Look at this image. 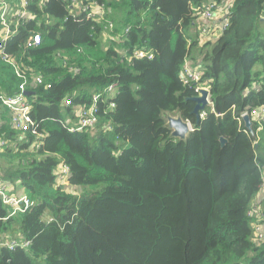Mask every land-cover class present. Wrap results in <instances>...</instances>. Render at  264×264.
<instances>
[{"label": "trees", "instance_id": "obj_1", "mask_svg": "<svg viewBox=\"0 0 264 264\" xmlns=\"http://www.w3.org/2000/svg\"><path fill=\"white\" fill-rule=\"evenodd\" d=\"M86 1L104 5L106 18L73 19L67 0H34L35 20L5 48L50 87H28L44 132L37 149L0 104V181L17 183L33 202L9 216L0 200V264H264L247 215L264 171V121L251 120V134L242 121L264 108V0H231L226 27L200 47L196 84L180 77L198 44L187 31L200 10L225 0ZM106 21L114 30L104 47ZM30 31L42 43L22 55ZM141 48L152 58L132 57ZM18 82L0 60V95ZM110 84L117 90L99 102L97 128L70 132L76 106ZM196 85L211 102L199 119ZM167 113L191 124L185 140L171 137ZM60 163L68 186L56 183ZM18 239L28 246L4 245Z\"/></svg>", "mask_w": 264, "mask_h": 264}, {"label": "built area", "instance_id": "obj_2", "mask_svg": "<svg viewBox=\"0 0 264 264\" xmlns=\"http://www.w3.org/2000/svg\"><path fill=\"white\" fill-rule=\"evenodd\" d=\"M33 1L34 0H0V60L14 72L16 78L19 80L16 86L17 90L12 95H0V104L8 110L12 128L20 132L22 135L25 132H29L34 137L32 147L34 146L35 149H37L40 140L44 137V132L38 129V125L31 117L30 112L32 106L26 92H28V87L31 84L34 86H43L44 88H49L50 85L44 82L42 76L33 73L31 68L25 65L22 57L16 58L5 50L9 40L18 33L20 27L28 21L35 20V14L29 9ZM67 1L69 13L73 19L78 18L81 14H85L87 18L101 21L107 16L108 9L102 4L98 5L95 2H87L86 0ZM230 6L231 3L222 4L219 7L210 3L200 10L199 18L205 21H220V26L217 29L222 31L228 22L226 15ZM106 23V27H104V35L106 33L110 34L114 30V23L110 21H106ZM199 30L200 34L207 35L211 31V27L203 25L200 26ZM41 43V34L35 31H30L21 44L22 55L28 50L39 47ZM132 57L136 59H151L152 52L145 48L136 49L133 50ZM180 77L184 84H190L192 82L196 84L200 79V69L194 71L182 70ZM201 88L207 89L196 85L195 91L198 93ZM116 90V84H110L101 91L94 93L88 105L76 106L74 109V117L68 118V121L65 122L69 131L95 130L99 124V102L103 98L112 100ZM63 104L64 106H72L70 99H65ZM110 106L113 107L114 105L111 103ZM203 115L204 114L201 113L200 117H203ZM248 116L250 117V120L258 122L264 121V108L257 107L251 110ZM4 144L3 141H0V147ZM68 174V167L63 163H60L55 170V180L57 185L68 186ZM258 192L261 194L262 203L255 209L250 207L247 215L248 217L253 218L250 222L252 241L256 245H261L264 243V177L262 176ZM0 200L3 205L9 208V216L27 211L33 203L25 193L21 195L15 194L12 191V188L2 181H0ZM4 245L9 250H12L17 246L26 248L28 242L20 239L6 242Z\"/></svg>", "mask_w": 264, "mask_h": 264}, {"label": "crops", "instance_id": "obj_3", "mask_svg": "<svg viewBox=\"0 0 264 264\" xmlns=\"http://www.w3.org/2000/svg\"><path fill=\"white\" fill-rule=\"evenodd\" d=\"M231 3V0H230ZM224 4V3H223ZM220 21L218 20H211V21H205L201 18L197 20V25L195 24L193 27H191L187 32L189 36L192 39H197L198 44L192 47L191 53L189 58L185 61V64L183 66L182 70H187V71H194V70H199L200 67L202 66V56H201V51L200 47L201 45L204 44V42H214L221 34V31H219L217 28L220 26ZM203 25H208L211 27V31L207 35H202L200 34V26ZM257 32L264 38V10L260 18V23L257 26ZM198 33V34H197ZM262 177H264V171L262 172ZM11 184V183H10ZM9 185V184H8ZM13 185V184H12ZM12 189L14 187V193L17 195H21L24 193L23 189L19 187L16 184L10 186ZM254 201L252 202L251 208L255 209L258 206L261 205L262 203V197L259 192H257L255 198L253 199ZM20 240V239H19Z\"/></svg>", "mask_w": 264, "mask_h": 264}, {"label": "water", "instance_id": "obj_4", "mask_svg": "<svg viewBox=\"0 0 264 264\" xmlns=\"http://www.w3.org/2000/svg\"><path fill=\"white\" fill-rule=\"evenodd\" d=\"M211 2V0H209ZM29 95L28 92H26ZM191 100L195 103L193 113L196 115V118H200V113L204 111V109L211 105L210 102V93L207 89H199L198 95L192 97ZM164 118L166 120V126L171 131V137L176 138L178 140H185L188 136L189 132L192 131L191 124L188 121L183 120L178 114L171 115L165 114ZM242 121L244 124V128L251 134V120L248 115L242 116ZM220 144L224 145L226 140L220 138ZM256 146V145H255Z\"/></svg>", "mask_w": 264, "mask_h": 264}, {"label": "rangeland", "instance_id": "obj_5", "mask_svg": "<svg viewBox=\"0 0 264 264\" xmlns=\"http://www.w3.org/2000/svg\"><path fill=\"white\" fill-rule=\"evenodd\" d=\"M224 4H229L230 3V0H225V2H223ZM108 30V29H107ZM258 31V30H257ZM105 35H107V33L105 34ZM108 37H109V35H107V36H104V35H102L101 36V41H102V44H103V46L104 47H107L108 45H109V41H108ZM206 42H204V44H205ZM203 44V45H204ZM199 45V44H198ZM203 45H201V46H203ZM69 191H71L70 189H68ZM254 201V200H253ZM14 239V238H13ZM19 240V239H18Z\"/></svg>", "mask_w": 264, "mask_h": 264}]
</instances>
